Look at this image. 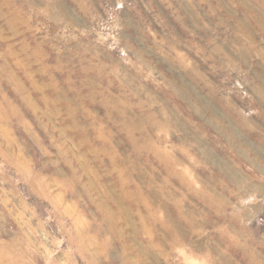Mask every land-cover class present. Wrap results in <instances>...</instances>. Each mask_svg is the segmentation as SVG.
Returning <instances> with one entry per match:
<instances>
[{"label":"rangeland","instance_id":"obj_1","mask_svg":"<svg viewBox=\"0 0 264 264\" xmlns=\"http://www.w3.org/2000/svg\"><path fill=\"white\" fill-rule=\"evenodd\" d=\"M0 264H264V0H0Z\"/></svg>","mask_w":264,"mask_h":264}]
</instances>
